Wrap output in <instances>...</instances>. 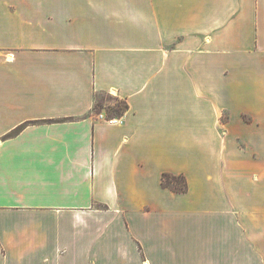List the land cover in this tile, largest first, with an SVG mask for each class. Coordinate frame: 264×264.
<instances>
[{
  "label": "crops",
  "instance_id": "obj_1",
  "mask_svg": "<svg viewBox=\"0 0 264 264\" xmlns=\"http://www.w3.org/2000/svg\"><path fill=\"white\" fill-rule=\"evenodd\" d=\"M252 55L264 0H0V264H254L264 182L200 139L219 128L190 74ZM192 223L210 252L182 247Z\"/></svg>",
  "mask_w": 264,
  "mask_h": 264
},
{
  "label": "rangeland",
  "instance_id": "obj_2",
  "mask_svg": "<svg viewBox=\"0 0 264 264\" xmlns=\"http://www.w3.org/2000/svg\"><path fill=\"white\" fill-rule=\"evenodd\" d=\"M53 6L49 4L47 8ZM49 40L52 41L53 38ZM206 64V68L190 70L194 80L198 77L206 79L205 86L194 85L192 92H206V100H200V106H204L202 108L207 112V121L216 117L215 125L219 129L215 131L213 127H209L199 133L200 139L213 146L221 142L224 156H229L235 146L239 158H254L256 169L252 172V180L264 182V55L224 57L222 62L207 58ZM120 101L113 94H101L98 96L95 109L99 111L101 108L113 115L112 111L122 105ZM261 223L263 224L262 220ZM193 226L188 234L191 237L184 240L186 244L182 247H187L191 253L210 252V241L218 237L217 229L214 225H209L211 231L208 233L207 228V235L204 227L200 229L197 224ZM257 232L256 242L261 238ZM260 252L264 253V245L256 244L254 264H261L257 257Z\"/></svg>",
  "mask_w": 264,
  "mask_h": 264
},
{
  "label": "trees",
  "instance_id": "obj_3",
  "mask_svg": "<svg viewBox=\"0 0 264 264\" xmlns=\"http://www.w3.org/2000/svg\"><path fill=\"white\" fill-rule=\"evenodd\" d=\"M120 102H122V105L112 111L114 112L113 115H111L109 111H105L107 119L120 117L126 109H128V106L124 101L121 100ZM101 110L102 109L100 108L97 112H100ZM161 186L162 188L169 189L174 194H184L187 191L186 178L183 174L163 173L161 176Z\"/></svg>",
  "mask_w": 264,
  "mask_h": 264
},
{
  "label": "bare ground",
  "instance_id": "obj_4",
  "mask_svg": "<svg viewBox=\"0 0 264 264\" xmlns=\"http://www.w3.org/2000/svg\"><path fill=\"white\" fill-rule=\"evenodd\" d=\"M111 94L116 95V92L115 91H112Z\"/></svg>",
  "mask_w": 264,
  "mask_h": 264
}]
</instances>
